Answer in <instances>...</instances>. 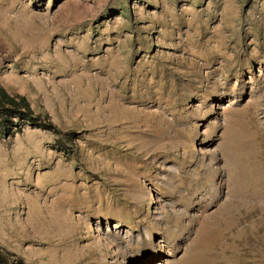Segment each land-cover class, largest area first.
Masks as SVG:
<instances>
[{
  "label": "rangeland",
  "instance_id": "374dc122",
  "mask_svg": "<svg viewBox=\"0 0 264 264\" xmlns=\"http://www.w3.org/2000/svg\"><path fill=\"white\" fill-rule=\"evenodd\" d=\"M1 87L13 264H264V0H0Z\"/></svg>",
  "mask_w": 264,
  "mask_h": 264
},
{
  "label": "trees",
  "instance_id": "16d2710c",
  "mask_svg": "<svg viewBox=\"0 0 264 264\" xmlns=\"http://www.w3.org/2000/svg\"><path fill=\"white\" fill-rule=\"evenodd\" d=\"M26 125L52 130L54 124L47 117L36 114L24 95L11 94L0 88V137H10L23 130ZM0 264H13L8 252L0 249ZM18 264H22L18 263Z\"/></svg>",
  "mask_w": 264,
  "mask_h": 264
},
{
  "label": "bare ground",
  "instance_id": "6f19581e",
  "mask_svg": "<svg viewBox=\"0 0 264 264\" xmlns=\"http://www.w3.org/2000/svg\"><path fill=\"white\" fill-rule=\"evenodd\" d=\"M219 29V28H218ZM215 33H217V32H215ZM212 42V38H209L208 40H206V44H210ZM220 43V42H219ZM180 44V43H179ZM178 44V45H179ZM179 46H182V44H180ZM84 73V72H83ZM99 79V78H98ZM99 81V80H98ZM100 84L102 85V89L103 90H106L107 88H109V86H110V83L111 82H107V81H112V79H110V78H108V77H106V78H102V79H100ZM114 94H115V92H111V95H112V97L114 96ZM109 105H112V106H117V107H120V103H119V101H111L110 102V104Z\"/></svg>",
  "mask_w": 264,
  "mask_h": 264
}]
</instances>
